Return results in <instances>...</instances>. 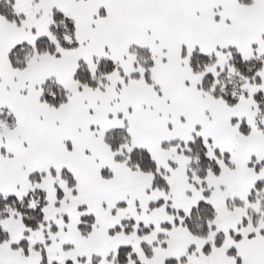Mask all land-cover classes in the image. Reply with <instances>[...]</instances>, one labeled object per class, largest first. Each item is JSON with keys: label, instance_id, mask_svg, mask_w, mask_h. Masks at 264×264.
Masks as SVG:
<instances>
[{"label": "snow or ice", "instance_id": "snow-or-ice-1", "mask_svg": "<svg viewBox=\"0 0 264 264\" xmlns=\"http://www.w3.org/2000/svg\"><path fill=\"white\" fill-rule=\"evenodd\" d=\"M0 264H264V0H0Z\"/></svg>", "mask_w": 264, "mask_h": 264}]
</instances>
